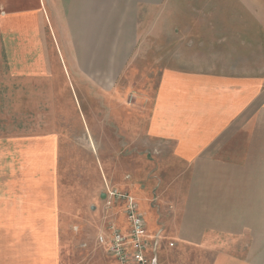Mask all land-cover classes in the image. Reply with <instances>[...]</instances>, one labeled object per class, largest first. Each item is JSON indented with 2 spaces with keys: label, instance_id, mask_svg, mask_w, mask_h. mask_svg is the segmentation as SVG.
Segmentation results:
<instances>
[{
  "label": "rangeland",
  "instance_id": "obj_1",
  "mask_svg": "<svg viewBox=\"0 0 264 264\" xmlns=\"http://www.w3.org/2000/svg\"><path fill=\"white\" fill-rule=\"evenodd\" d=\"M43 3L51 5L50 0H0V198L8 196V179L17 171L20 214L6 198L1 201L9 208L5 216L20 218L25 223L20 231H47L57 239L52 252L36 254L49 256L51 264H114L95 240L110 188L135 199L147 225L149 257L156 264H264L261 255L245 256L247 241H228L223 249L220 242L210 249L179 246L169 229L171 211L152 204L151 214L143 205L152 198L150 186L171 188L176 183L179 188L186 178V168L151 152L143 139L160 71L213 68L264 78V49L255 56L243 50V58L235 60L218 48L211 58L221 56L219 62L187 65L189 42L178 43L181 34L178 29L173 34L171 14L161 24L149 13L142 34L149 49H140L142 58L131 66L129 47L137 46L138 34L108 31L111 25L98 26L106 30L102 32L71 33L65 19L39 13ZM189 3L218 12L220 1ZM213 15L219 26L218 14ZM121 19L128 18L116 21ZM199 36L220 46L212 40L214 33ZM190 54L194 60L195 50ZM93 60L96 64L88 63ZM166 189L165 195L172 197ZM29 194L35 201L31 207ZM25 219L31 223L26 225Z\"/></svg>",
  "mask_w": 264,
  "mask_h": 264
},
{
  "label": "crops",
  "instance_id": "obj_2",
  "mask_svg": "<svg viewBox=\"0 0 264 264\" xmlns=\"http://www.w3.org/2000/svg\"><path fill=\"white\" fill-rule=\"evenodd\" d=\"M50 1V7L41 4L39 13L65 19L68 32H102L106 30L98 26L111 25L108 31L138 34L137 46L133 49L130 43L129 47L131 66L142 58L140 49H149L142 40L149 13L161 24L165 14H171L173 34L176 29L181 34L178 43L189 42L187 65L219 62L221 56L211 58L218 48L235 60L243 58V50H252L255 56L258 49H264V0H219L218 12L208 6L192 8V0H170L179 1L176 5H168L167 0ZM181 1L188 2L187 7ZM117 17L128 19L116 21ZM201 33H214L212 40L220 46L205 43L208 40ZM192 49L197 55L194 60ZM88 63L96 64V60ZM149 110L143 132L147 148L186 168V178L179 188L176 183L171 188L150 186L152 198L143 203L147 213L155 212L152 204L171 211L169 229L179 246L210 249L220 242L223 249L228 241H247L245 256L264 257V78L213 68L162 69ZM113 116L108 125L115 123ZM12 173L8 179L12 189L0 198V264H51L49 256L36 253L52 252L57 241L52 233H34L31 228L20 231L25 223L17 217L19 177L17 171ZM1 185L6 187L3 181ZM6 198L17 216H5L9 208L1 201ZM34 202L29 194L28 205ZM117 221L124 224L120 216ZM5 225L11 228L4 230Z\"/></svg>",
  "mask_w": 264,
  "mask_h": 264
},
{
  "label": "built area",
  "instance_id": "obj_3",
  "mask_svg": "<svg viewBox=\"0 0 264 264\" xmlns=\"http://www.w3.org/2000/svg\"><path fill=\"white\" fill-rule=\"evenodd\" d=\"M119 216L123 225L118 224ZM102 220L96 245L114 264H156L155 259L151 261L149 257L147 225L133 197L107 188Z\"/></svg>",
  "mask_w": 264,
  "mask_h": 264
},
{
  "label": "water",
  "instance_id": "obj_4",
  "mask_svg": "<svg viewBox=\"0 0 264 264\" xmlns=\"http://www.w3.org/2000/svg\"><path fill=\"white\" fill-rule=\"evenodd\" d=\"M102 198H103V196H102Z\"/></svg>",
  "mask_w": 264,
  "mask_h": 264
}]
</instances>
